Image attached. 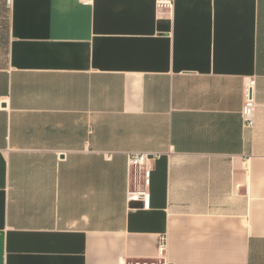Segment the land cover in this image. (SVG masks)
<instances>
[{"label":"crops","instance_id":"obj_1","mask_svg":"<svg viewBox=\"0 0 264 264\" xmlns=\"http://www.w3.org/2000/svg\"><path fill=\"white\" fill-rule=\"evenodd\" d=\"M2 34L0 264H264V0H11Z\"/></svg>","mask_w":264,"mask_h":264},{"label":"built area","instance_id":"obj_2","mask_svg":"<svg viewBox=\"0 0 264 264\" xmlns=\"http://www.w3.org/2000/svg\"><path fill=\"white\" fill-rule=\"evenodd\" d=\"M6 5L11 4V0H4ZM87 2V0H82ZM171 0H157L158 8H168ZM254 79H247L243 82L242 93L243 102L240 109L242 126L252 127L254 124V114L256 103L253 97ZM148 155L146 153H128L129 188L127 195L132 200H145L148 197L147 188L150 184L151 169L147 164ZM166 249V237L162 236L158 244V258H162ZM119 264H156L154 261L136 259L132 261H119Z\"/></svg>","mask_w":264,"mask_h":264},{"label":"rangeland","instance_id":"obj_3","mask_svg":"<svg viewBox=\"0 0 264 264\" xmlns=\"http://www.w3.org/2000/svg\"><path fill=\"white\" fill-rule=\"evenodd\" d=\"M6 3H5V1L4 0H0V14H3V16H4V13H5V10H6ZM2 11H3V13H2ZM3 21V19L1 20V22ZM3 37H5L4 36V34H2V36H1V38H0V54H4L5 53V39H3Z\"/></svg>","mask_w":264,"mask_h":264}]
</instances>
